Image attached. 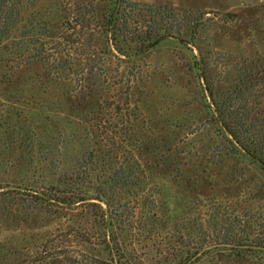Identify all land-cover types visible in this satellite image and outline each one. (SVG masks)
I'll return each instance as SVG.
<instances>
[{
  "label": "rangeland",
  "instance_id": "1",
  "mask_svg": "<svg viewBox=\"0 0 264 264\" xmlns=\"http://www.w3.org/2000/svg\"><path fill=\"white\" fill-rule=\"evenodd\" d=\"M53 1L33 0L41 12ZM124 1L137 5L135 10L123 6L134 28L140 27L136 20L143 21L138 8L148 5L162 11L163 19L175 16L179 35L135 61L118 55L109 40L108 49L120 57L110 55L105 44L94 43L96 74L78 84L52 82L49 70L37 66L7 79L0 66V207L17 201L18 209L27 189L52 184L55 178L48 170L57 167L55 154L64 156V170L75 169L81 152L101 138L100 127L122 129L124 145L138 148L137 163L145 172L137 180L150 188L131 204L134 218L150 209L162 215L179 207L182 198L245 196L262 183L264 173L229 153L231 146L212 120L214 106L196 63L208 62L205 72L214 91L234 84L243 69L251 76L256 67L264 70V0ZM74 2L63 0L61 10ZM92 36L106 41L102 31ZM66 53L84 56L69 49ZM262 77L251 80L258 83ZM263 87H256L250 100L261 101ZM254 105L251 101L249 107ZM101 175L100 170L93 173L91 183ZM83 208L71 212L74 221L86 213ZM15 212L17 217L0 215V252L13 254L0 264H21L36 255L69 215L59 210L50 216L44 204L28 218L26 211ZM92 243L89 256L98 257Z\"/></svg>",
  "mask_w": 264,
  "mask_h": 264
},
{
  "label": "trees",
  "instance_id": "2",
  "mask_svg": "<svg viewBox=\"0 0 264 264\" xmlns=\"http://www.w3.org/2000/svg\"><path fill=\"white\" fill-rule=\"evenodd\" d=\"M74 1L70 8L61 10L63 0H54L49 10L41 12L33 0H0V66L5 78L12 79L22 68L37 66L49 70L52 82L78 84L96 74L95 63H91L94 43L105 44L115 56L108 49L109 40L118 55L135 61L180 33L174 25L175 16L163 19L162 11L148 5L138 8L143 21L135 23L142 25L140 30L133 27L123 10L124 5L134 10L137 5L124 0ZM144 22L148 25L143 26ZM90 30L102 31L106 41L95 40ZM67 49L84 56L66 55ZM196 66L214 106L212 120L231 146L229 153L248 161V168L264 173V87L261 101L250 100L256 87L264 86V70L256 67V75L251 76L243 69L234 84L214 91L205 72L208 62H197ZM259 75L262 81L251 80ZM251 101L255 103L252 108ZM99 132L101 138L92 149L81 152L75 169L64 170V156L55 154L57 167L48 170L55 178L52 184L27 189L18 209L17 201L12 207H0L1 216H15V211L21 210L28 218L40 204L51 210L50 216L59 210L69 214L62 229L21 264H262L264 176L262 183L245 196L182 198L179 207L162 215L150 209L134 218L132 205L145 187L150 188L137 180L145 172L137 163L138 148L127 141V147L124 145L122 129L100 127ZM50 165L54 166L52 161ZM98 170L101 177L91 183ZM81 206L86 213L74 221L71 212ZM94 241L99 255L90 258ZM81 247L83 254L76 253ZM0 254L1 261L13 256L10 252Z\"/></svg>",
  "mask_w": 264,
  "mask_h": 264
}]
</instances>
